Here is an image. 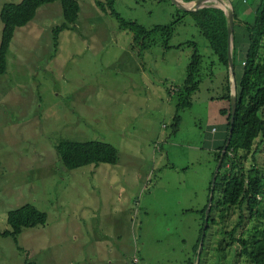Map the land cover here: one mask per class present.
<instances>
[{"label":"rangeland","instance_id":"374dc122","mask_svg":"<svg viewBox=\"0 0 264 264\" xmlns=\"http://www.w3.org/2000/svg\"><path fill=\"white\" fill-rule=\"evenodd\" d=\"M21 1L0 0V11ZM231 1L241 19L255 20L259 0ZM79 2L78 29L60 33L57 51L61 3L41 6L17 29L9 69L0 76V264H190L226 129V68L189 14L176 24L171 48L156 37L140 55L132 50L133 33L96 0ZM115 8L148 29L180 16L173 0H116ZM3 26L0 18V41ZM242 35L237 28L244 45ZM192 43L203 55L202 83L174 133L175 92L184 85ZM244 55L238 48L237 80ZM60 138L109 142L119 161L64 168L55 150ZM257 145L256 165L264 171V136ZM26 203L47 212V223L24 229L18 241L3 236L11 229L9 210ZM237 216L212 227L211 248ZM204 244L196 264H250L236 257L237 246L218 256Z\"/></svg>","mask_w":264,"mask_h":264},{"label":"trees","instance_id":"16d2710c","mask_svg":"<svg viewBox=\"0 0 264 264\" xmlns=\"http://www.w3.org/2000/svg\"><path fill=\"white\" fill-rule=\"evenodd\" d=\"M57 1L61 3L64 17L63 23L53 29L54 51H57L60 33L65 30L78 29L81 12L79 0H22L19 3L6 2L3 4L0 11V18L4 24L0 41V76L6 74L9 69L8 56L17 29L34 20L41 6ZM96 2L103 13L114 16L121 28L128 29L133 33L132 50L140 55L156 44V37L161 39L166 49L171 48L170 40L175 34L176 24L184 14L191 15L201 34L207 39L209 47L217 56L219 63L226 68V85L222 96L224 106L220 109V113L226 121V129L222 144L215 153L217 166L222 158L231 126L233 127L232 138L217 174L206 233L203 235L212 184L208 203L201 210L203 221L198 242L194 247L195 259L189 263L196 264L200 254L198 250L201 241H203L201 249L203 252L204 243L207 240L208 248L217 252L218 256L220 251L226 247L237 246L239 248L236 251L237 258L244 257L250 264H264V171L259 170L256 165L259 145L254 148L258 138L264 136V0H259L255 10V20L252 23L241 19L233 4L236 17L233 46L235 76L237 49L245 50L242 60V76L239 80L236 77L237 107L233 122L228 21L224 9L213 5L214 2H206V6L196 11L178 8L180 15L178 19L168 25H157L148 29L137 21L125 20L115 8L116 0H96ZM237 28L247 39L244 45L239 44L237 40ZM192 45L194 51L184 85L175 92L178 101L177 112L174 116V133L179 129V124L182 121L180 112L192 106L193 97L200 90L202 83L203 55L196 43H192ZM169 93L171 94L172 91L170 90ZM213 128L216 127H212V132L216 134L218 129L213 131ZM55 150L63 167L70 170L90 164H116L119 161L118 149L105 141L60 138L55 145ZM250 159L253 165L249 169L247 163ZM236 214L238 216L233 226L230 228L224 226L222 238L218 239L216 247L211 248L213 242L210 241L209 233L212 227L217 223L227 225L230 217ZM47 220V212L34 204L26 203L9 210L7 221L11 229L4 231L2 235L12 236L15 241H18V235L24 229L44 226ZM138 260V257H135L134 262ZM218 263L220 264V261Z\"/></svg>","mask_w":264,"mask_h":264},{"label":"water","instance_id":"95a60500","mask_svg":"<svg viewBox=\"0 0 264 264\" xmlns=\"http://www.w3.org/2000/svg\"><path fill=\"white\" fill-rule=\"evenodd\" d=\"M184 3H187L188 6H183L181 5L177 0H173V2L182 10H187V11H196L201 7L206 6L205 2L209 1V0H192L189 2H185L183 0H181ZM219 1H224V0H219ZM229 6L227 8H225L224 6H221L220 8L224 9L227 15V21H228V34H229V49H228V53H229V64H230V79H231V104H232V122L234 121V115L236 112V107H237V83H236V76H235V69H234V61H233V46H234V23L236 20L235 17V10H234V6L231 0H229ZM232 129L233 127L231 126L230 129V134L227 140L226 145L224 146L223 149V154H222V158L219 161V164L216 168L214 177H213V183H212V189H211V195H210V200H209V204H208V208H207V216H206V222L204 225V230H203V235H205L206 233V228H207V221L209 218V212L211 209V204L213 201V196H214V189H215V184H216V180H217V174L219 172L220 169V165L222 162V159L224 157L225 151L227 149V146L229 145L231 138H232ZM202 244L203 241H201V246L200 249H202Z\"/></svg>","mask_w":264,"mask_h":264},{"label":"bare ground","instance_id":"6f19581e","mask_svg":"<svg viewBox=\"0 0 264 264\" xmlns=\"http://www.w3.org/2000/svg\"><path fill=\"white\" fill-rule=\"evenodd\" d=\"M181 5H183V6H188V4L187 3H184V2H182L181 0H177ZM221 2H224V1H221ZM228 3V2H227ZM229 4V3H228ZM223 6V5H222ZM225 8H227L228 6H224Z\"/></svg>","mask_w":264,"mask_h":264},{"label":"built area","instance_id":"2783aa9c","mask_svg":"<svg viewBox=\"0 0 264 264\" xmlns=\"http://www.w3.org/2000/svg\"><path fill=\"white\" fill-rule=\"evenodd\" d=\"M213 131H216V128H213Z\"/></svg>","mask_w":264,"mask_h":264},{"label":"crops","instance_id":"0c3cea01","mask_svg":"<svg viewBox=\"0 0 264 264\" xmlns=\"http://www.w3.org/2000/svg\"><path fill=\"white\" fill-rule=\"evenodd\" d=\"M218 132H216V134H217Z\"/></svg>","mask_w":264,"mask_h":264}]
</instances>
